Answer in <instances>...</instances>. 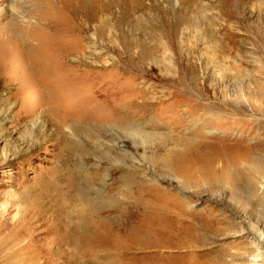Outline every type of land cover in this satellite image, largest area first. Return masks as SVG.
Here are the masks:
<instances>
[{
	"label": "rangeland",
	"instance_id": "rangeland-1",
	"mask_svg": "<svg viewBox=\"0 0 264 264\" xmlns=\"http://www.w3.org/2000/svg\"><path fill=\"white\" fill-rule=\"evenodd\" d=\"M0 264H264V0H0Z\"/></svg>",
	"mask_w": 264,
	"mask_h": 264
},
{
	"label": "bare ground",
	"instance_id": "bare-ground-1",
	"mask_svg": "<svg viewBox=\"0 0 264 264\" xmlns=\"http://www.w3.org/2000/svg\"><path fill=\"white\" fill-rule=\"evenodd\" d=\"M170 140H172L174 143H176V145H182L183 146V148H184V150L185 151H187V152H189V151H192V149H193V147H195L196 145H193V143L191 142L190 143V141L188 140V139H185V138H180L179 140H176V138H174V139H170ZM198 144V143H197ZM197 147H198V145H197ZM200 147H201V145H200ZM176 149V148H175ZM189 155V154H188ZM182 156H185L184 154H182V153H179V152H177V151H175V150H170L169 152H167L166 154H165V158H164V160L167 162V163H170V160L171 159H175V158H180V157H182ZM80 199V198H79ZM82 202V201H81ZM82 204V203H81ZM80 204V205H81ZM79 205V206H80ZM74 206V205H73ZM76 206V205H75ZM74 206V207H75ZM83 206V205H82ZM76 208V207H75ZM87 208V207H86ZM164 207H162V209H163ZM164 211H165V209H164ZM75 212V211H74ZM73 212V213H74ZM79 212V211H78ZM82 213V212H81ZM81 216V215H80ZM79 216V217H80ZM76 217V216H75ZM89 217V216H88ZM69 218V217H68ZM82 218V217H81ZM81 218H80V220H81ZM85 219V218H84ZM91 220V219H90ZM86 222V221H85ZM82 223V222H81ZM87 223V222H86ZM88 223H89V221H88ZM76 224V223H75ZM74 224V225H75ZM80 225V224H79ZM79 225L76 227L78 230L77 231H81V229H79ZM86 225V224H85ZM90 225V224H89ZM92 225V224H91ZM95 225V224H94ZM90 227V226H89ZM93 227V226H92ZM95 230V229H94ZM80 233V232H79ZM87 237V236H86ZM84 238V237H83ZM85 239V238H84ZM83 239V240H84ZM75 240H78V239H75ZM82 240V239H81ZM81 240H80V242H81ZM75 242H77V241H75ZM78 244V243H77ZM89 244H92V243H89ZM93 245V244H92ZM90 247V246H89ZM91 249H90V252H94L95 253V255H96V257H99V256H97V254H96V251H95V248H93V247H90ZM109 248V247H108ZM99 249V248H98ZM111 249H113V248H111ZM99 250H101V249H99ZM109 250H110V248H109ZM87 251V250H86ZM115 251V250H114ZM113 251V252H114ZM82 252V251H81ZM98 252V251H97ZM108 252V251H107ZM106 252V253H107ZM110 252V251H109ZM87 253V252H86ZM88 253H89V250H88ZM100 253V252H99ZM102 253V252H101ZM91 255V254H90ZM108 255V254H107ZM106 255V256H107ZM113 256V255H112ZM111 256V257H112ZM104 257H105V255H104ZM108 257V256H107ZM113 258V257H112ZM96 259H100V258H96ZM102 259V258H101ZM105 259V258H104ZM98 261V260H97ZM105 261V260H104ZM103 261V262H104ZM102 262V261H101Z\"/></svg>",
	"mask_w": 264,
	"mask_h": 264
}]
</instances>
